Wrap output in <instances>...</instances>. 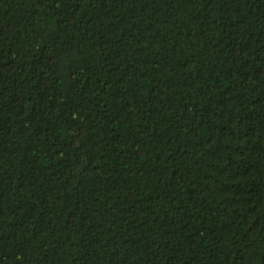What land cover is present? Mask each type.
<instances>
[{"label":"trees","instance_id":"16d2710c","mask_svg":"<svg viewBox=\"0 0 264 264\" xmlns=\"http://www.w3.org/2000/svg\"><path fill=\"white\" fill-rule=\"evenodd\" d=\"M0 264H264V0H0Z\"/></svg>","mask_w":264,"mask_h":264}]
</instances>
